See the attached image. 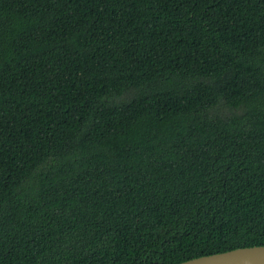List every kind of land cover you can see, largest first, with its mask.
Returning a JSON list of instances; mask_svg holds the SVG:
<instances>
[{"label": "trees", "instance_id": "trees-1", "mask_svg": "<svg viewBox=\"0 0 264 264\" xmlns=\"http://www.w3.org/2000/svg\"><path fill=\"white\" fill-rule=\"evenodd\" d=\"M255 245L264 0H0V264Z\"/></svg>", "mask_w": 264, "mask_h": 264}, {"label": "water", "instance_id": "water-1", "mask_svg": "<svg viewBox=\"0 0 264 264\" xmlns=\"http://www.w3.org/2000/svg\"><path fill=\"white\" fill-rule=\"evenodd\" d=\"M176 264H264V245L237 247L194 257Z\"/></svg>", "mask_w": 264, "mask_h": 264}, {"label": "bare ground", "instance_id": "bare-ground-1", "mask_svg": "<svg viewBox=\"0 0 264 264\" xmlns=\"http://www.w3.org/2000/svg\"><path fill=\"white\" fill-rule=\"evenodd\" d=\"M215 65V64H214Z\"/></svg>", "mask_w": 264, "mask_h": 264}]
</instances>
